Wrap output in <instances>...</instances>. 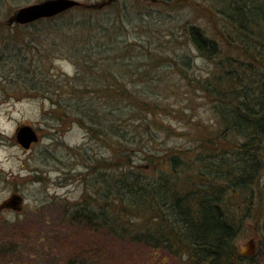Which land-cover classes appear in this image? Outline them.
Masks as SVG:
<instances>
[{
	"label": "trees",
	"instance_id": "16d2710c",
	"mask_svg": "<svg viewBox=\"0 0 264 264\" xmlns=\"http://www.w3.org/2000/svg\"><path fill=\"white\" fill-rule=\"evenodd\" d=\"M7 1L0 0V20ZM121 1L113 2L114 19L91 5L28 25L0 21L2 94L50 100L51 115L84 126L89 146L104 150L102 159L85 158L94 194L72 221L154 256L248 264L264 248V0H155L190 18L180 28L181 17L173 25L165 15L160 24L169 42L184 39L197 51L208 65L201 74L187 55L165 64L151 38L132 42L130 25L158 20L140 16L134 0ZM58 60L72 63L74 75L59 73ZM168 69L182 88L168 85ZM198 94L211 123L195 111ZM166 120L183 122L186 148L154 145L172 136ZM249 219L260 234V253L250 258L236 243ZM102 252L99 260L81 252L67 264H106Z\"/></svg>",
	"mask_w": 264,
	"mask_h": 264
},
{
	"label": "rangeland",
	"instance_id": "374dc122",
	"mask_svg": "<svg viewBox=\"0 0 264 264\" xmlns=\"http://www.w3.org/2000/svg\"><path fill=\"white\" fill-rule=\"evenodd\" d=\"M42 1L45 0H9L0 21L12 27L14 25H9L8 20L18 9ZM79 1L83 4L81 8L102 4L98 9L107 13L111 19L117 18L120 10L113 2L118 5L123 2ZM134 3L140 16L146 15L152 23L154 17L160 21L166 15L171 17L169 23L173 21L174 25L176 18L181 17L178 21V26L181 27L180 20L183 18L178 11L164 12L155 0H134ZM189 19L185 16L183 22ZM158 21L153 27L130 25L131 41L139 39L149 45L151 38L156 44L155 47L161 44L160 50L167 55L165 64H171L170 61L176 53L182 58L187 55L196 64L193 68L195 73H204L208 65L199 58L197 51L189 47L184 39L169 42L173 35L162 27V21ZM55 66L59 73L61 71L74 75L76 71L72 63L65 60L56 61ZM162 72L166 75L169 86L177 84L182 88V82L175 70ZM136 79L134 76L129 81ZM193 106H196L195 111L203 120L211 123L210 112L202 95H197ZM52 109L50 100L7 98L0 89V208L15 194L23 198L19 211L11 208L0 209V264H67L68 259L81 252L96 254L99 260L102 251L110 261L102 259L106 264H192L186 257H170L165 252L156 256L150 255L151 252L147 249L114 239L102 231L96 232L85 224L72 221L70 213L84 203L85 198L89 197L91 200V195L94 194L93 179L88 177L90 172L85 158L89 155L94 161L97 158L102 159L104 150L100 144L89 146V137L84 126L72 120L66 123L59 121L51 115ZM166 122L173 127L174 133L172 132L171 137H163L155 143L157 149L186 148L188 141L179 135V131L186 130L183 122ZM25 125H31L40 137L28 150L19 144L16 137L17 131ZM80 146L83 147L82 153H76L75 149ZM108 153L105 154L106 158ZM134 159L136 162L140 161L138 156ZM257 228L255 221L249 219L245 222L236 242L239 250L248 240L254 239L256 253H260V234ZM262 251L249 264H264V248Z\"/></svg>",
	"mask_w": 264,
	"mask_h": 264
},
{
	"label": "water",
	"instance_id": "95a60500",
	"mask_svg": "<svg viewBox=\"0 0 264 264\" xmlns=\"http://www.w3.org/2000/svg\"><path fill=\"white\" fill-rule=\"evenodd\" d=\"M83 6L79 0H45L36 4L28 5L18 9L8 20L9 25H28L42 19H49L64 14L72 9ZM98 6V5H97ZM100 7L102 6L99 5ZM17 140L24 149L30 147L40 140L37 131L31 125H25L17 131ZM23 198L13 195L1 205L3 209L21 210ZM256 253V242L254 239L248 241L242 248L241 254L252 257Z\"/></svg>",
	"mask_w": 264,
	"mask_h": 264
},
{
	"label": "bare ground",
	"instance_id": "6f19581e",
	"mask_svg": "<svg viewBox=\"0 0 264 264\" xmlns=\"http://www.w3.org/2000/svg\"><path fill=\"white\" fill-rule=\"evenodd\" d=\"M250 240H251V239H250ZM250 240H248V241H250ZM248 241H247V242H248ZM247 242H246V243H247ZM246 243H245V244H246ZM240 254H241V250H240ZM241 255H243V254H241ZM254 255H255V254H254ZM254 255H253V256H254ZM243 256H245V257H249V256H246V255H243ZM253 256H252V257H253ZM249 258H250V257H249ZM248 264H249V263H248Z\"/></svg>",
	"mask_w": 264,
	"mask_h": 264
}]
</instances>
